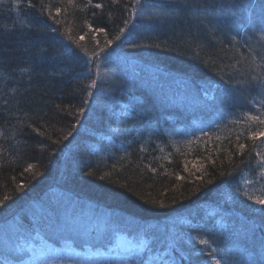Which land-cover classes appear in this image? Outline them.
<instances>
[{
	"label": "trees",
	"instance_id": "trees-1",
	"mask_svg": "<svg viewBox=\"0 0 264 264\" xmlns=\"http://www.w3.org/2000/svg\"><path fill=\"white\" fill-rule=\"evenodd\" d=\"M262 23L264 0H0V256L264 264Z\"/></svg>",
	"mask_w": 264,
	"mask_h": 264
},
{
	"label": "rangeland",
	"instance_id": "rangeland-1",
	"mask_svg": "<svg viewBox=\"0 0 264 264\" xmlns=\"http://www.w3.org/2000/svg\"><path fill=\"white\" fill-rule=\"evenodd\" d=\"M69 210L71 215L72 213H82L85 217H87L86 221H88V223H91V221L93 220L92 213H89V211L86 208H70ZM107 222L108 221L105 218H103L100 220L99 225L104 229H106L109 226V223ZM103 224L105 225L103 226ZM13 231L17 232L14 228ZM13 231L5 234L4 235L5 237H3V239L2 237H0V243L6 241L7 239H10V237L13 236ZM122 238H123V234L120 235L118 234V240L115 238V245L119 247L121 250H124L126 248L124 247L125 243L123 242ZM12 247L13 249L10 252L15 253L17 250L21 253V257L17 260H13L8 255L3 254L0 256V264H66L65 256L74 258L75 255L76 258V256L80 255V252L77 251L66 250V248H58V249H65V251H57V253H54L55 255L60 254L57 256H61V258L57 260L51 255V253H49L50 250L46 248V246H43L42 244L32 245V243H27L26 240H24V238L23 240H17L15 242V247L14 246ZM1 249H3L2 246L0 247V250ZM122 252L126 253V251H122ZM82 253H84L81 255L82 259L79 258L78 260L80 261H78L77 264H111L109 261L106 260L107 258L115 259L114 264H118L119 259H122L121 253L109 252L107 250L102 251L101 248L100 249L85 248ZM124 264L127 263L124 262Z\"/></svg>",
	"mask_w": 264,
	"mask_h": 264
},
{
	"label": "snow or ice",
	"instance_id": "snow-or-ice-1",
	"mask_svg": "<svg viewBox=\"0 0 264 264\" xmlns=\"http://www.w3.org/2000/svg\"><path fill=\"white\" fill-rule=\"evenodd\" d=\"M113 2H115V0H113ZM95 7L100 8L102 6L100 4H97V5H95ZM56 11H57V13H59L60 9L57 8ZM55 23H59V21H55ZM124 23L127 24L128 21L125 20ZM91 27L92 26L89 25V28H91ZM261 28H264V23L261 24ZM53 31H55V29H53ZM95 31L96 32H104L105 30L103 28H97V29H95ZM120 31L123 32L124 29L122 28V29H120ZM80 39L83 40L84 37L81 36ZM116 39L119 40L120 37L117 36ZM261 39H264V36H262ZM112 43L113 42L111 40L107 41L106 47L110 46ZM102 51H104V49H101L99 51L94 52L93 55L98 57ZM254 79H259L261 81V83L264 84V76H258V77H255ZM95 85H96V81H93L92 84L89 85V88H93V87H95ZM88 94L92 95L93 93L90 91ZM83 111H84L83 109H79V112H83ZM249 119L252 121H255L257 123V125H259V126H264V116L250 115ZM37 131H39V130H37ZM69 135H71V133H69ZM249 137L253 140L260 138L261 141L264 142V127H260L257 131L249 132ZM65 139H67V137H65ZM238 147L240 150H243L245 148V145L239 144ZM256 155L259 157V163L264 164V155H262L259 152ZM29 167H31V165H29ZM244 195H247V193H245ZM248 198L250 200L254 199L253 197H248ZM255 203L258 205L264 206V198H256ZM198 242L201 245H208V243H209L207 240H203V239L199 240ZM199 251L203 252L204 248H200ZM207 257L213 261V264H221V260L219 258H217V256L213 252H208ZM181 258L183 259V254H181ZM141 264H143V261H141ZM165 264H178V262L177 261H171V262L166 261Z\"/></svg>",
	"mask_w": 264,
	"mask_h": 264
}]
</instances>
